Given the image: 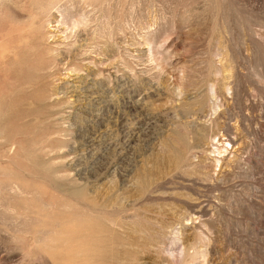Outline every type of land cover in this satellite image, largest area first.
Listing matches in <instances>:
<instances>
[{
	"label": "rangeland",
	"instance_id": "374dc122",
	"mask_svg": "<svg viewBox=\"0 0 264 264\" xmlns=\"http://www.w3.org/2000/svg\"><path fill=\"white\" fill-rule=\"evenodd\" d=\"M21 40L0 264H264V0H0Z\"/></svg>",
	"mask_w": 264,
	"mask_h": 264
},
{
	"label": "bare ground",
	"instance_id": "6f19581e",
	"mask_svg": "<svg viewBox=\"0 0 264 264\" xmlns=\"http://www.w3.org/2000/svg\"><path fill=\"white\" fill-rule=\"evenodd\" d=\"M40 6V5H39ZM10 7V6H9ZM42 7H44V6H42ZM36 8V7H35ZM10 9V8H9ZM34 10V9H33ZM36 10V9H35ZM44 10V9H43ZM41 11V10H40ZM44 12H45V10H44ZM41 13V12H40ZM15 15V14H14ZM8 16H12V13L10 12V10L8 11ZM20 16V15H19ZM13 18V17H12ZM26 21V20H25ZM10 26L11 27H13V24H10ZM10 38V37H9ZM38 38H39V36H37L36 37V41L38 40ZM22 40L20 41V43L19 42H17V41H15V45H8V46H6V48L5 47H3V46H1L0 45V59H2V61H3V63H4V65L8 68V69H10L11 67H13V65L15 66L14 68H13V72L14 73H18L19 72V77H20V81H21V83H26V82H28L29 80L31 81L32 79H33V76H32V74H30V72H29V70H31L32 71V69L33 70H37V67H33V68H31L30 69V67L28 66V64H30V63H28L27 64V66L25 65V66H23V64H22V60H19L18 62H16L15 64H14V61H12V60H14V58H15V53H18L19 51H21L20 49H23V48H21V45H22ZM3 52H7V57L6 58H4L3 56ZM50 56V55H49ZM52 56V55H51ZM53 57V56H52ZM53 59V58H52ZM21 61V62H20ZM1 64V63H0ZM1 65H3V64H1ZM34 65V64H33ZM29 67V70H27V68ZM20 68V69H19ZM21 71V72H20ZM25 71H26V73H25ZM31 76H32V78H31ZM37 92V91H36ZM12 116V115H11ZM69 262V261H68Z\"/></svg>",
	"mask_w": 264,
	"mask_h": 264
}]
</instances>
